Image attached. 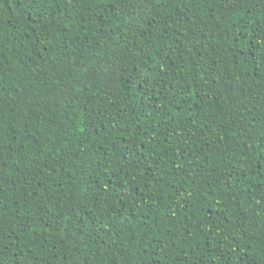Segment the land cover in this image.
<instances>
[{
  "label": "trees",
  "instance_id": "trees-1",
  "mask_svg": "<svg viewBox=\"0 0 264 264\" xmlns=\"http://www.w3.org/2000/svg\"><path fill=\"white\" fill-rule=\"evenodd\" d=\"M0 264H264V0H0Z\"/></svg>",
  "mask_w": 264,
  "mask_h": 264
}]
</instances>
